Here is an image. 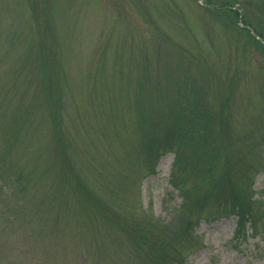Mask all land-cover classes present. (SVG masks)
Listing matches in <instances>:
<instances>
[{"label":"rangeland","instance_id":"rangeland-1","mask_svg":"<svg viewBox=\"0 0 264 264\" xmlns=\"http://www.w3.org/2000/svg\"><path fill=\"white\" fill-rule=\"evenodd\" d=\"M203 3L0 0V264H264V51Z\"/></svg>","mask_w":264,"mask_h":264},{"label":"trees","instance_id":"trees-1","mask_svg":"<svg viewBox=\"0 0 264 264\" xmlns=\"http://www.w3.org/2000/svg\"><path fill=\"white\" fill-rule=\"evenodd\" d=\"M252 1L253 0H205V4L203 3L202 5L204 6L203 9H205L211 16L222 18L225 25H228L231 28L234 27L235 30H241L243 32L241 34L243 36L242 39H244V36H246L247 41H251V44L264 51V21H262V18H264V9L262 7L264 4V0H254L257 3V8L259 11L258 14H255V16L259 15V17L257 18L259 25L255 24V21L250 18V16H252V12L249 9L250 7H253ZM239 21L244 22L245 25L242 24V26H240L238 24ZM248 24L251 26H256L254 29L256 33L250 32L249 27H247ZM257 26H260V28H258ZM231 93L232 92L228 93V95L225 97V102L230 99ZM228 107H230V105ZM182 133L186 135L188 141L194 140V138L198 139L195 131H192L191 133L186 128ZM209 133H212L211 130L209 131ZM203 138L204 141L207 142L208 134L203 133ZM12 139H15L14 143L18 141L17 137H14ZM175 152L176 153L173 163L171 182L173 186L177 188L187 200L188 196L185 193L186 189L182 184V182L184 181L182 172L186 169L185 155L183 154L181 149H178L177 151L175 150ZM258 200L260 201V198H256L254 201ZM250 209L251 207L246 205L245 203H238L235 205L234 209L227 215L230 216L233 214L236 216V226L233 234V241H235L234 245H240L243 240H246L251 235H255L257 233V230H259L257 228V220L250 212ZM247 224L248 229L246 227ZM250 229L251 232L249 231Z\"/></svg>","mask_w":264,"mask_h":264}]
</instances>
